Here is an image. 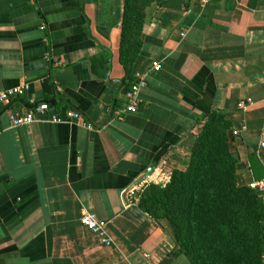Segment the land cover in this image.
<instances>
[{
    "label": "crops",
    "instance_id": "crops-1",
    "mask_svg": "<svg viewBox=\"0 0 264 264\" xmlns=\"http://www.w3.org/2000/svg\"><path fill=\"white\" fill-rule=\"evenodd\" d=\"M124 5L0 0V92L30 87L0 105V264H179L166 226L123 192L169 180L210 111L231 125L239 186L264 180V0L147 6L132 65L147 85L130 115L122 114ZM43 103L62 122L49 113L11 124L9 112ZM86 213L109 222L113 247L80 224Z\"/></svg>",
    "mask_w": 264,
    "mask_h": 264
},
{
    "label": "trees",
    "instance_id": "trees-1",
    "mask_svg": "<svg viewBox=\"0 0 264 264\" xmlns=\"http://www.w3.org/2000/svg\"><path fill=\"white\" fill-rule=\"evenodd\" d=\"M163 1L124 0L121 58L127 72L123 82L126 90L136 82L132 65L142 46L144 10L152 3L163 5ZM126 39L131 46L126 45ZM217 119L222 121V128H216ZM198 123H205L212 131H204L196 141L187 171L174 172L166 186L150 184L140 195L138 205L156 222L162 219L173 222L183 215L189 222H197V226L200 223L209 232L206 244L212 245L218 264H256L254 258L264 253V239L255 233V223L264 222V203L257 192L237 183L239 158L230 149L228 132L231 125L225 115L210 111ZM249 199L259 200L263 210L261 217L253 214L247 203ZM172 210L180 214L171 213Z\"/></svg>",
    "mask_w": 264,
    "mask_h": 264
},
{
    "label": "built area",
    "instance_id": "built-area-1",
    "mask_svg": "<svg viewBox=\"0 0 264 264\" xmlns=\"http://www.w3.org/2000/svg\"><path fill=\"white\" fill-rule=\"evenodd\" d=\"M211 0H205V2H209ZM185 4L193 5L194 0H184ZM155 71H159L160 67L159 64H154ZM147 85L146 79L142 75H137L136 82L131 86L130 90L125 93V98L127 100L126 105H124L122 114L130 115L135 114L138 112L140 108V95L142 89H144ZM29 85H23L21 87L11 88L6 91L0 92V105L1 106H8L11 104L12 101L15 99L25 97L29 92ZM250 104L241 102L239 103V109L242 111H247ZM32 108L25 115H20L18 113L9 112V119L11 124L14 127H21L23 125H31L36 122L37 115H44L50 113V120L55 123L62 122V119L58 117L56 114H51V108L48 104H32ZM70 116L75 120H80L81 116L77 113H71ZM234 136H238V132L234 131ZM259 147L261 150H264V133L261 137ZM168 180H163L159 183V185H166ZM151 182L148 180H142L135 183L129 190L123 192V197L127 203H138L140 199V195L143 193L144 189L148 187ZM249 187L257 192L264 203V180L256 181L249 185ZM80 224L89 230L90 232L94 233L100 239L101 245L104 247H113L114 242L113 239L110 237L108 233L109 222L100 221L97 219L95 215L92 214H84L80 218ZM264 226V222H263ZM264 264V255L263 261Z\"/></svg>",
    "mask_w": 264,
    "mask_h": 264
},
{
    "label": "rangeland",
    "instance_id": "rangeland-1",
    "mask_svg": "<svg viewBox=\"0 0 264 264\" xmlns=\"http://www.w3.org/2000/svg\"><path fill=\"white\" fill-rule=\"evenodd\" d=\"M222 128V121L220 119L216 120V128ZM212 131L210 126H206L205 123H201L200 125L195 126L192 129L193 135V147L197 140L202 136L204 131ZM207 133V132H206ZM211 135V133H210ZM221 140L218 137V140ZM202 142V141H201ZM192 149L188 153L186 157V163L181 168H176L170 170L169 180L166 185H168L171 181L172 175L174 172H186L189 165L192 161ZM238 183V182H237ZM164 185V186H166ZM239 185V184H238ZM252 207L253 214L257 217H261L263 214V210L261 209V203L259 200L249 199L247 201ZM246 210V215H248L249 209ZM171 213L179 215V211L172 210ZM166 226V229L175 240V249L172 252V258L178 262L179 264H218V260L216 258V253L213 251L212 245L206 244L208 242L209 232L201 226L196 225L197 222L192 221L189 222L186 217L183 215L175 220H160L159 221ZM255 233L259 234L262 239H264V227L263 222L255 223ZM176 229V231H175ZM255 251H257V246H255ZM264 253H259L257 258H254L256 264H262ZM213 260V262H212Z\"/></svg>",
    "mask_w": 264,
    "mask_h": 264
},
{
    "label": "water",
    "instance_id": "water-1",
    "mask_svg": "<svg viewBox=\"0 0 264 264\" xmlns=\"http://www.w3.org/2000/svg\"><path fill=\"white\" fill-rule=\"evenodd\" d=\"M50 106V105H49Z\"/></svg>",
    "mask_w": 264,
    "mask_h": 264
}]
</instances>
